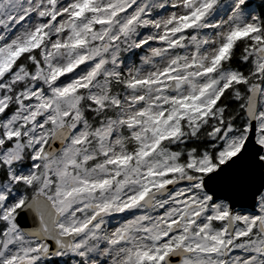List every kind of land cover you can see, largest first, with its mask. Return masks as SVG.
<instances>
[{
    "label": "snow or ice",
    "instance_id": "1",
    "mask_svg": "<svg viewBox=\"0 0 264 264\" xmlns=\"http://www.w3.org/2000/svg\"><path fill=\"white\" fill-rule=\"evenodd\" d=\"M0 264H264V0H0Z\"/></svg>",
    "mask_w": 264,
    "mask_h": 264
}]
</instances>
